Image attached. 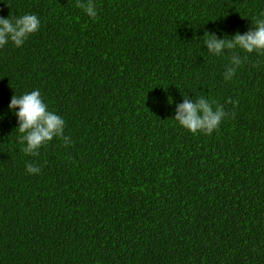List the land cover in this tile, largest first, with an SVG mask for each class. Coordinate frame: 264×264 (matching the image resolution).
I'll list each match as a JSON object with an SVG mask.
<instances>
[{"label": "trees", "instance_id": "1", "mask_svg": "<svg viewBox=\"0 0 264 264\" xmlns=\"http://www.w3.org/2000/svg\"><path fill=\"white\" fill-rule=\"evenodd\" d=\"M93 2L0 0L41 22L0 49V264H264V52L204 42L252 31L264 0ZM35 89L70 143L29 155L9 103ZM185 97L219 128L179 126Z\"/></svg>", "mask_w": 264, "mask_h": 264}, {"label": "clouds", "instance_id": "2", "mask_svg": "<svg viewBox=\"0 0 264 264\" xmlns=\"http://www.w3.org/2000/svg\"><path fill=\"white\" fill-rule=\"evenodd\" d=\"M77 7L83 9L90 18L97 16L93 0H77ZM40 26V19L35 14L0 17V49L9 42L18 48L23 46L30 35L39 31ZM205 36L204 42L210 53L215 56L222 55L225 49H240L249 54L262 53L264 52V14L255 19L252 31L245 34L236 33L231 40L226 37L218 39L214 34L207 32ZM242 63V57L233 56L230 66L224 73L225 80H230L235 75L237 67ZM9 109L15 111L18 130L22 134L20 142L24 145L23 151L26 154H36L43 145L57 137L62 138L66 144L70 143L69 138L64 135L65 120L62 116L49 110L39 89L19 96L13 95ZM226 115L227 113L220 105L214 107L203 98L192 103L185 97L184 102L177 106L172 119L192 134L200 132L211 134L219 128ZM26 171L29 174H39L40 168L33 164H27Z\"/></svg>", "mask_w": 264, "mask_h": 264}, {"label": "bare ground", "instance_id": "3", "mask_svg": "<svg viewBox=\"0 0 264 264\" xmlns=\"http://www.w3.org/2000/svg\"><path fill=\"white\" fill-rule=\"evenodd\" d=\"M112 80V79H111Z\"/></svg>", "mask_w": 264, "mask_h": 264}]
</instances>
